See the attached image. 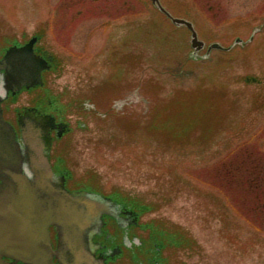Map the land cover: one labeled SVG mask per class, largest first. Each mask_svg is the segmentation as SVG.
I'll list each match as a JSON object with an SVG mask.
<instances>
[{
  "label": "rangeland",
  "instance_id": "1",
  "mask_svg": "<svg viewBox=\"0 0 264 264\" xmlns=\"http://www.w3.org/2000/svg\"><path fill=\"white\" fill-rule=\"evenodd\" d=\"M159 1L202 48L151 0H0V53L38 33L60 61L5 115L44 93L68 185L140 202L170 262L264 264V0Z\"/></svg>",
  "mask_w": 264,
  "mask_h": 264
},
{
  "label": "water",
  "instance_id": "2",
  "mask_svg": "<svg viewBox=\"0 0 264 264\" xmlns=\"http://www.w3.org/2000/svg\"><path fill=\"white\" fill-rule=\"evenodd\" d=\"M151 2L172 23L188 28L191 47L204 46L191 21L172 16L159 0ZM35 40L8 47L0 58V102L9 92L42 83L41 72L49 65L33 51ZM212 48L223 46L212 42L207 52ZM17 125L20 140L0 107V264H105L95 255L92 236L98 213L109 209L111 199L69 190L64 177L54 174L49 160L52 116L28 109L18 115ZM50 226L56 230L55 247Z\"/></svg>",
  "mask_w": 264,
  "mask_h": 264
},
{
  "label": "flooded vegetation",
  "instance_id": "3",
  "mask_svg": "<svg viewBox=\"0 0 264 264\" xmlns=\"http://www.w3.org/2000/svg\"><path fill=\"white\" fill-rule=\"evenodd\" d=\"M35 36L37 39L33 44V50L35 53L41 55L47 59L49 68L42 71V84L44 85V72L58 66L60 61L56 57L48 52L45 48L38 45L39 35L38 33L31 35ZM29 39V38H28ZM28 39L21 42H13L10 45H21L25 43ZM4 47L0 53V57L3 55L4 51L8 47ZM1 76V74H0ZM38 87L22 88L17 94L9 95L6 99L1 101L2 115L4 119L9 121L16 130L17 135L19 134V129L16 124L17 111H23L27 109L34 110L35 114L38 115H51L54 119V125L50 128V134L52 138V143L55 139L60 138L65 132L69 130L66 125V121L62 118L60 110L57 108L54 110L50 109V105L43 102L44 93L38 92L33 105H24L22 107H14V120L8 118L5 113L9 111L10 106L7 104V98H13L17 96L22 91H32ZM18 109V110H17ZM25 110V111H26ZM52 148V145H51ZM51 152V149H50ZM58 155L51 157V165L54 173L57 176L65 177V186L71 190L86 189L84 187L71 188L68 185L69 172L66 170H59L61 161ZM58 166V167H57ZM91 195L95 198L108 197L111 199V204L108 210L99 212L98 224L96 231L92 236L93 249L95 250V255L100 256L104 259L105 264H116L119 258H126L129 264H174L169 261L167 255H163L164 250L173 246L171 241V231H166L167 236H165L166 241H163L158 236L154 234L151 230V226L148 222H143L141 220V215L145 212L142 208V204L138 201H128L118 198L115 195H102L92 190L87 189ZM122 197V196H121ZM175 235V233H174ZM49 236L53 247L56 246L57 237L56 230L53 226L49 227ZM172 242V243H171ZM175 246V245H174ZM10 260V259H8ZM55 261V258L53 259Z\"/></svg>",
  "mask_w": 264,
  "mask_h": 264
}]
</instances>
